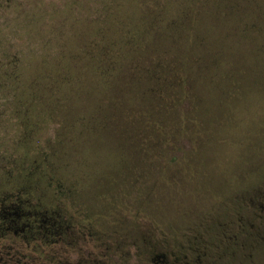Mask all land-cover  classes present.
Returning <instances> with one entry per match:
<instances>
[{
    "label": "rangeland",
    "instance_id": "rangeland-1",
    "mask_svg": "<svg viewBox=\"0 0 264 264\" xmlns=\"http://www.w3.org/2000/svg\"><path fill=\"white\" fill-rule=\"evenodd\" d=\"M140 28L143 51L107 107L102 80L92 87L73 59ZM11 66L21 106L8 93ZM64 74L60 105L35 99ZM14 184L34 188L21 209L58 229L103 213L120 248L97 254L112 264L173 260L182 245L214 264H264V0H0V196ZM22 250L6 255L36 260Z\"/></svg>",
    "mask_w": 264,
    "mask_h": 264
},
{
    "label": "flooded vegetation",
    "instance_id": "flooded-vegetation-1",
    "mask_svg": "<svg viewBox=\"0 0 264 264\" xmlns=\"http://www.w3.org/2000/svg\"><path fill=\"white\" fill-rule=\"evenodd\" d=\"M72 203V202H71ZM6 208V207H5ZM9 208V207H8ZM0 211L2 219L0 220V253H5L0 258V264H29V262H22V260H14L10 256L6 255L10 249L22 250V247L25 246L26 251H31L36 254V260L31 261L30 264H112L107 259V256H100L97 253L106 254V252L119 253L117 250L120 248L119 242L115 239L114 243L110 245L109 237H115V235L110 232L115 229H105L104 228V219L105 215L103 213L96 214H87L83 224H81L78 229H74V224L68 226L65 229H58L57 225L54 224L51 220H41L36 217V214H31L29 218L23 219L20 218L13 221H4V204H0ZM82 219V218H81ZM21 225V226H20ZM45 233V237H52V241L49 243L41 244H24V245H6L4 244V238H7L9 235L14 237H24L29 236L31 233ZM94 232L96 234H94ZM51 233V234H49ZM78 233V234H76ZM113 233L118 234L116 231ZM144 235L145 247L151 244L152 239L148 235V232L140 235L142 239ZM94 236L96 239L95 246L91 244L94 241ZM68 238V244L65 243ZM36 238L33 242H41ZM73 242L78 241V244H72ZM133 244L135 245L136 238L132 239ZM18 247V248H15ZM136 247V245H135ZM195 245H182V250L179 253L181 256L171 255L173 260H168L167 255H161V259L158 260H145L135 263H125V262H113V264H214V261L207 262L201 259L202 256H198L200 249L195 247ZM6 248V250H5ZM23 251V250H22ZM147 251V250H146ZM46 253H49L48 255ZM98 255L100 258L96 259L94 255ZM6 255V256H5ZM42 259V260H41Z\"/></svg>",
    "mask_w": 264,
    "mask_h": 264
},
{
    "label": "trees",
    "instance_id": "trees-1",
    "mask_svg": "<svg viewBox=\"0 0 264 264\" xmlns=\"http://www.w3.org/2000/svg\"><path fill=\"white\" fill-rule=\"evenodd\" d=\"M146 33H147L146 29L140 28L136 30L135 33L133 34L134 35L133 39L128 34L127 36L124 34L121 36V38H119L120 41L119 40L117 41L107 40L109 42L104 41L102 43L101 50L99 49V46L96 44L94 40L93 42L89 43V45H87L83 49L84 56L80 57L77 55L74 57L73 60L76 59V61L78 60L80 61L83 59L85 68H87V70L92 72L93 79L95 80V83L94 85H92V87H95L100 82V80H102L101 83L105 91L107 92L109 91L107 94V102H111V105L108 106L106 103L107 107L117 106L118 104L117 99L112 98L111 96H108L111 91L110 89H112L114 79L117 78L118 73L122 71L123 68L125 67L124 64L130 62L132 58L137 53H139V51H143L142 49H140V48H143V46L140 44L139 40H142L144 36L146 35ZM10 70H11V73L9 74V76L6 77L10 81L7 87H9L10 89L9 91L11 92H8V93L13 97L11 99L13 103L19 102L21 106L22 101L16 98V95H15L16 93L14 90L15 88L12 87L13 85L20 84V80H21L20 75L15 73L16 72L15 66L13 67L11 66ZM57 77H58L57 78L58 80L55 83L56 85L53 84L54 88L52 84L49 85L48 83L49 81H45L43 83V86L45 87L46 92L44 93L43 96H40V97L36 95L35 99H38L40 101L41 100L48 101L49 98L54 97L58 105H60V103L63 102V100L60 99V96L58 97V95H60V92L58 90L59 88L57 85L61 83L60 84L61 86H66V88H68L71 82H70V78H68L65 74L62 75L61 77L60 76H57ZM30 83L33 84V82H30ZM62 95H65V94L62 93ZM109 97H111L112 100L109 99ZM65 98H67V96ZM22 125L27 130L28 128L27 125L24 123H22ZM27 133L29 134V132L26 131L25 135L21 139V143H23L24 145H27L29 142H31V139L29 140V136L26 135ZM43 164L47 165V163L46 164L43 163ZM33 165L34 164H32V166ZM32 171H33L32 169L28 170L27 172L29 173L28 176L32 175ZM27 178L30 179L29 177ZM33 192H34V188L31 187V185L29 186L25 185L24 187H19V186H15L14 184V189L12 192L8 193L7 195H4V193L1 194L0 204L1 203L4 204V214H3L4 221L7 220L9 222V221L17 220L19 219V217L23 219L29 218L31 214L27 213L26 211H23L20 205L23 204L25 206H28V202L30 201L32 197H34ZM21 201H25V202L22 203ZM10 202H13V203H11V207L7 208L6 205L7 204L10 205ZM1 214L2 213L0 211V220L2 219ZM36 217L40 218L39 215L37 214H36Z\"/></svg>",
    "mask_w": 264,
    "mask_h": 264
}]
</instances>
